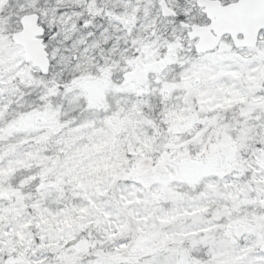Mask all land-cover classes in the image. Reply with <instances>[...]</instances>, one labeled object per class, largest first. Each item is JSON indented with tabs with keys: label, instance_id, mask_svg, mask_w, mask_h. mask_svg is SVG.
I'll use <instances>...</instances> for the list:
<instances>
[{
	"label": "snow or ice",
	"instance_id": "obj_1",
	"mask_svg": "<svg viewBox=\"0 0 264 264\" xmlns=\"http://www.w3.org/2000/svg\"><path fill=\"white\" fill-rule=\"evenodd\" d=\"M0 264H264V0H0Z\"/></svg>",
	"mask_w": 264,
	"mask_h": 264
}]
</instances>
